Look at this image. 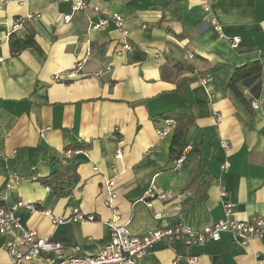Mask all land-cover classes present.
Instances as JSON below:
<instances>
[{
	"label": "crops",
	"instance_id": "crops-1",
	"mask_svg": "<svg viewBox=\"0 0 264 264\" xmlns=\"http://www.w3.org/2000/svg\"><path fill=\"white\" fill-rule=\"evenodd\" d=\"M77 2L86 8L74 12ZM206 2L209 14L199 0H0V207L25 204L16 211L25 230L93 256L109 242L114 216L142 235L161 224L198 231L223 219L226 203L236 220L264 213V0ZM124 43L130 49L121 52ZM255 61L261 75L240 85L248 108L226 84ZM172 110L194 122L186 142L196 154L178 168L169 138L156 135L160 115ZM82 143L87 150L64 155ZM198 161L210 184L206 200L191 205ZM66 163L77 166L71 201L41 183ZM105 180L113 182L111 207ZM75 209L95 221L52 223ZM7 240L0 264H11ZM135 264H264V236L244 245L225 233L193 247L161 241Z\"/></svg>",
	"mask_w": 264,
	"mask_h": 264
},
{
	"label": "built area",
	"instance_id": "built-area-1",
	"mask_svg": "<svg viewBox=\"0 0 264 264\" xmlns=\"http://www.w3.org/2000/svg\"><path fill=\"white\" fill-rule=\"evenodd\" d=\"M16 3H23L25 0H13ZM67 1V0H63ZM203 10L209 14V6L206 0H199ZM86 4L77 2L73 5V11L78 12L84 10ZM70 17L64 18L65 22H69ZM114 25L119 29L122 28V18L119 15H113L111 18ZM208 23L214 29H219L216 22L212 18H208ZM104 23H98L93 28H99ZM22 20L17 19L14 23L13 30L20 28ZM126 34V32H123ZM232 47H236L239 43L238 37L225 38ZM129 46L124 43L121 47V52L129 50ZM2 60L0 59V62ZM201 84H206V80L202 79ZM260 101H252L251 108L259 109ZM162 128L156 130V135L160 139H168L174 129V123L170 119H162ZM221 146L225 147V143L221 142ZM190 148H186L182 156L175 162L178 168L185 160V154ZM70 151L64 153L69 156ZM117 158L120 154L117 153ZM96 171V168H94ZM9 187V186H8ZM113 182L105 180L104 188L108 193V201L106 205L112 206L115 199V194L112 191ZM159 199H166L165 194H159ZM151 207V204H147ZM26 206L22 202H17L10 207H0V238H7L5 244L6 252L10 258L11 264H29L42 255H49V264H135L148 252L154 250L156 245L161 241H166L169 244L179 243L185 247H193L203 245L207 242H216L220 239L221 234H229L232 238L241 245L247 244L254 239H260L264 236V213L253 216L248 220H236L233 218V210L229 204H224V218L207 226H204L198 231H193L181 224L173 226L161 224L158 229L152 230L146 234L133 235L125 226L117 224L118 218L114 216L107 226L110 230V240L103 246L100 251L93 256L78 254L79 249L70 248L67 253L64 252L63 246L54 241L41 238L36 232L27 231L23 228L19 218L16 216L18 208ZM29 207V206H27ZM42 214L51 217L48 212ZM54 225L64 223H75L81 221H95L93 215H83L78 210H73L72 216L66 220L51 218ZM189 263H193L195 258H188Z\"/></svg>",
	"mask_w": 264,
	"mask_h": 264
},
{
	"label": "trees",
	"instance_id": "trees-1",
	"mask_svg": "<svg viewBox=\"0 0 264 264\" xmlns=\"http://www.w3.org/2000/svg\"><path fill=\"white\" fill-rule=\"evenodd\" d=\"M261 71L262 64L259 61L251 62L235 68L226 84V89L230 90L244 106L248 107L250 102L248 103L246 100L247 98L242 95L240 85L250 77L260 76ZM160 117L161 119H170L174 123V129L169 137L168 145L169 159L170 162L174 164L188 147L186 136L188 129L194 124V122L189 115L178 113L173 110L160 115ZM88 147V144H76L73 145L72 148L65 150L64 153L67 151H70L71 153L76 151H85ZM194 154H196V149L191 147V149L185 154V160L187 157H191ZM57 163H59L58 158L55 156L50 158V164L52 167ZM76 168V164L66 163L62 170L52 171L47 178L41 180V183L48 187L55 197L67 198L71 201L72 189L78 183ZM194 172H196L194 181L198 180L200 189L197 191L196 195H194L191 205H195L196 203L204 202L206 200V189L210 184V180L207 178V174L203 170L199 161L196 164Z\"/></svg>",
	"mask_w": 264,
	"mask_h": 264
}]
</instances>
